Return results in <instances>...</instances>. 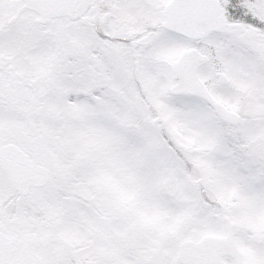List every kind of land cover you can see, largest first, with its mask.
<instances>
[{
  "label": "snow or ice",
  "instance_id": "snow-or-ice-1",
  "mask_svg": "<svg viewBox=\"0 0 264 264\" xmlns=\"http://www.w3.org/2000/svg\"><path fill=\"white\" fill-rule=\"evenodd\" d=\"M0 264H264V0H0Z\"/></svg>",
  "mask_w": 264,
  "mask_h": 264
}]
</instances>
